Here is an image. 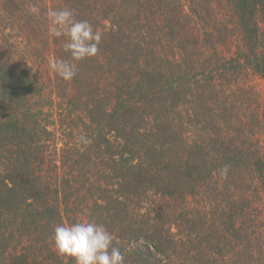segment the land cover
Wrapping results in <instances>:
<instances>
[{
    "label": "trees",
    "instance_id": "1",
    "mask_svg": "<svg viewBox=\"0 0 264 264\" xmlns=\"http://www.w3.org/2000/svg\"><path fill=\"white\" fill-rule=\"evenodd\" d=\"M64 8L102 34L71 81L0 55V264H75L53 229L84 219L124 264H264V108L239 82L264 78V0H0V54L19 34L70 60Z\"/></svg>",
    "mask_w": 264,
    "mask_h": 264
},
{
    "label": "clouds",
    "instance_id": "2",
    "mask_svg": "<svg viewBox=\"0 0 264 264\" xmlns=\"http://www.w3.org/2000/svg\"><path fill=\"white\" fill-rule=\"evenodd\" d=\"M47 15L48 35L66 36L64 48L71 57L70 60L50 61L49 68L63 80L71 81L77 75L78 62L99 53L102 34L87 20H77L74 9H53ZM81 139L87 142L85 137ZM228 172V166L219 169L222 179L228 178ZM52 239L57 252L73 258L75 264H124V254L113 244V235L104 224L94 220L59 224L53 229Z\"/></svg>",
    "mask_w": 264,
    "mask_h": 264
},
{
    "label": "rangeland",
    "instance_id": "3",
    "mask_svg": "<svg viewBox=\"0 0 264 264\" xmlns=\"http://www.w3.org/2000/svg\"><path fill=\"white\" fill-rule=\"evenodd\" d=\"M33 24H36V23H32V25ZM32 32L36 34L35 37L32 35ZM39 33H41L40 30L38 31L34 27L33 31H31V37L35 39L38 37ZM17 35L19 34L13 35L14 38H11V43H10L11 45L9 44L7 46V49L5 48L3 50V52L7 53V55L0 54L3 56L2 59L7 60V62H9L11 65L16 67L17 69L19 68L30 69L32 74L38 76V78L41 79L46 90H51L52 87L54 88V82L52 81L53 72L49 68V63L50 61H52V56L47 55L46 57L43 56L42 58V57H39L38 55L37 56L33 55V51L31 50V48H33L34 46H31L29 40H27L25 37L21 39ZM41 35H43V33H41ZM28 38L30 39V34ZM43 38H46L45 34ZM236 41H235V44H236ZM44 47H46V45L41 44V48H44ZM39 51L45 54L44 51L42 50H39ZM34 58H36V61L33 60ZM239 82H244L246 86L253 88L255 93L258 94L259 100L262 102L261 106H263L264 108V78H260L256 75H250L249 77L243 78ZM263 115H264V109H263L262 116ZM255 129H257L258 133L259 132L261 133L260 137L262 140H264V125L257 126L255 127ZM255 203H257L259 206V203L257 201ZM254 205L256 206V204ZM262 215L264 216V211ZM259 216H261V214H259Z\"/></svg>",
    "mask_w": 264,
    "mask_h": 264
}]
</instances>
